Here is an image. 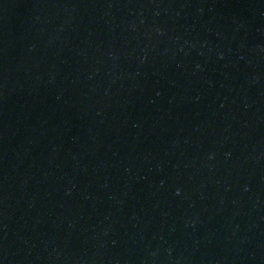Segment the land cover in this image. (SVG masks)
Instances as JSON below:
<instances>
[{
	"label": "water",
	"instance_id": "1",
	"mask_svg": "<svg viewBox=\"0 0 264 264\" xmlns=\"http://www.w3.org/2000/svg\"><path fill=\"white\" fill-rule=\"evenodd\" d=\"M0 264H264V0H0Z\"/></svg>",
	"mask_w": 264,
	"mask_h": 264
}]
</instances>
